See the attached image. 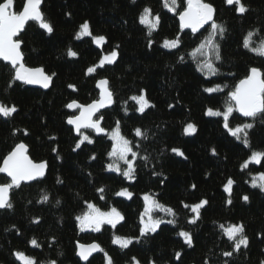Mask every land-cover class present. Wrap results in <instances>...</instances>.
Returning <instances> with one entry per match:
<instances>
[{
	"label": "trees",
	"instance_id": "16d2710c",
	"mask_svg": "<svg viewBox=\"0 0 264 264\" xmlns=\"http://www.w3.org/2000/svg\"><path fill=\"white\" fill-rule=\"evenodd\" d=\"M204 2L214 6L215 21L226 29L223 37L216 36L221 56L215 61L219 69L216 75L198 71L197 59L203 57L191 55L208 36L210 26L197 34L180 29L178 13L186 7V0H177L176 13L164 8L163 0H44L42 13L53 32L49 34L31 23L20 40L27 67L43 68L47 75L55 73L51 89L43 92L13 82L14 70L0 63V103L18 109L10 117L0 115V163L16 143L24 142L30 158L47 164L45 177L12 189L13 207L0 211V264H21L13 255L16 251L34 257L36 264L53 260L56 264H83L76 255L78 242L98 243L113 264H133V257L139 264H262L264 191L253 187L252 180L264 172V158L246 169L241 165L252 152H264V115L250 120L235 111L230 115V127L254 125L248 134L250 147H245L224 129L223 116L211 117L206 111L223 112L228 93L251 67L264 71V57L244 47L249 32L255 34L253 46L264 40V0H241L248 9L244 14H238V5H229L227 0ZM23 3L15 0V10H22ZM145 7L153 16H160L151 37L139 22ZM85 21L92 35L77 39ZM99 35L106 40L97 45L93 38ZM177 37V49L163 47L165 40ZM149 39L153 41L151 47ZM69 49L77 56L70 57ZM112 50L118 52L117 60L100 66L99 61ZM89 67L95 68L91 74L87 73ZM102 79L108 81L114 101L98 117L103 118L106 136L91 130L82 132L93 143L85 141L74 151L80 135L67 125V119L76 113L66 105L73 100L82 105L98 100L96 86ZM216 85L223 91H204ZM141 94L154 105L143 113L132 99ZM117 122L121 135L138 153L131 180L107 170L113 146L108 133ZM188 123L196 126V133H184ZM137 128L146 133V139L135 135ZM173 148L182 150L184 156L173 153ZM93 155L95 159H91ZM229 178L234 180L231 193L224 191ZM8 182L0 178V184ZM101 188L103 192L98 191ZM122 189L130 191L132 197L116 195ZM45 194L49 200L41 202ZM145 195L175 213L153 211L155 218L175 223H163L155 233L140 236ZM244 195L249 197L247 202L242 199ZM200 200L208 203L200 209L196 223H190L196 215L190 206ZM88 203L101 211L115 207L124 219L115 228L105 225L98 232L81 231L76 217L87 211ZM37 219L39 222H34ZM232 224H243L248 238V246H241L238 252L233 250L234 241L225 235ZM180 231L191 234L192 247L178 235ZM117 235L138 238V242L134 239L128 248H121L112 242ZM32 239L40 246H32ZM226 251L233 255L224 256ZM87 264H105L104 253Z\"/></svg>",
	"mask_w": 264,
	"mask_h": 264
},
{
	"label": "snow or ice",
	"instance_id": "6c2138e0",
	"mask_svg": "<svg viewBox=\"0 0 264 264\" xmlns=\"http://www.w3.org/2000/svg\"><path fill=\"white\" fill-rule=\"evenodd\" d=\"M42 0H24L22 10H15V0H0V60L10 64L11 68L14 70L12 81H22L25 84H39L43 88H49L52 77L55 75H47L43 68H30L26 67L24 63V54L21 51L22 41L16 37L25 29L26 24L29 21H35L39 23V27L51 34L53 32V27L50 23L46 22L43 13L41 12ZM229 5H238L236 11L238 14H244L248 9L245 7L241 0H227ZM163 7L169 12L176 13L178 7L177 0H163ZM216 9L210 3H205L204 0H186V7L183 11L178 13L180 29H191L193 33L198 32L200 29L204 28L205 25H210V31L207 37L198 45L191 55L195 58L199 56L203 57V60L197 59L199 65L198 71L216 75L219 69L215 66V61L221 59L219 51V43L216 41V36L219 35L223 37L226 31L222 24H218L214 19ZM139 22L145 25L148 29L147 35L151 37L154 30L157 29L160 23V16L156 14L153 16L152 10L149 7H145L139 16ZM89 22L85 21L80 25L79 31L76 38L79 39L83 36H91ZM255 34L249 32L244 40V47L249 51L255 53L260 57H264V40H261L257 45L253 46L252 37ZM16 38V39H14ZM94 42L97 45L105 42L106 37L103 35L95 36ZM153 41L148 40V47L152 46ZM180 46L179 37L171 40H165L163 47L166 49H177ZM119 46L117 45V48ZM68 55L70 57H76L77 53L69 49ZM118 58V52L112 50L110 54L105 55L100 61L99 65L103 66L106 63L112 64ZM183 60V57L180 58ZM95 71V68L89 67L87 73L91 74ZM108 81L102 79L98 82V87L101 89L100 98L88 105L79 104L77 101L73 100L68 103L66 107L68 109L79 108V115L71 116L67 119L69 125H73L77 134L80 135L79 141L75 144L74 151L80 149L81 145L86 141L87 143H93L92 139L88 135H84L81 129H91L97 134L105 133V129L101 126L102 117L98 119H93L94 115L102 108L109 106L113 103V93L107 87ZM69 88L75 89L74 85L69 84ZM224 87H227L225 85ZM207 93H213L217 91H223L220 85L215 87H208L204 89ZM132 99L136 101L139 105L138 111L143 113L146 108L154 107L150 101L146 98L145 94L138 96H133ZM172 107V106H170ZM18 111L15 105L7 106L0 103V115L3 117H10ZM238 112L243 117L255 119L258 115H264V71L258 67H251L249 73L235 85L234 90L228 93L225 110L223 112L219 110H213L208 108L206 115L211 117L223 116V127L227 132L234 137L237 141L243 143L245 147H250V142L248 140L249 130H251L254 125L252 123H244L237 125L236 127H230L229 117L233 112ZM184 133L191 135L196 133L197 128L194 124L188 123L183 129ZM27 130H24V135H27ZM110 139L113 141L112 150L108 153V156L112 158V162L107 165V170L114 171L122 174L129 180L134 178L135 172V160L138 157V153L133 150L132 143L121 135L119 130V122H117L116 128H114L110 133H108ZM135 135L137 137L147 138L146 133L141 129L137 128L135 130ZM54 139V137H50ZM56 151V149H53ZM28 145L24 142L16 143L12 149L2 158V163H0V173H4L10 178V182L0 184V209H11L13 207L10 202V191L14 188H19L22 182L35 181L38 178H42L45 175V170L47 167L46 162H35L30 158ZM172 152L184 156L182 150L178 148H173ZM212 154L215 155V149H212ZM131 155L132 159H129ZM186 158V157H185ZM264 158V152L254 151L251 156L246 160L241 168H247L248 164L251 162L260 163L261 159ZM91 159H95L93 155ZM147 159V157H143ZM122 164L126 167L122 169ZM61 183L62 181H57ZM234 180L229 178L224 185V191L231 193ZM253 187H259L261 191H264V172L258 174L252 180ZM193 189L196 187L192 185ZM99 192H103L104 189H98ZM116 195L131 198L132 193L127 189H122L117 192ZM101 199L103 197L101 196ZM146 202L145 212L141 216L139 229L140 236H145L149 233H155L157 229L163 223L174 224V220L165 221L162 217L155 218L152 215L153 211L164 212L169 215H175L170 207H165L160 204L157 200L149 195L143 197ZM242 199L247 202L249 197L244 195ZM49 196L47 194L43 195L41 202H47ZM229 204L232 201L229 199L227 201ZM57 204L60 203L59 200L56 201ZM208 203L207 200H200L199 202L190 206L192 213H195L189 222L196 223L199 219V212ZM185 208L189 205L185 204ZM87 211L82 215L77 216L76 220L79 222V227L81 231L85 229H92L93 231H100L102 225H111L113 228L120 223L124 217L115 207L111 208L109 211H101L100 208L96 207L93 203L87 204ZM145 216L147 217L145 219ZM34 222H39L37 219ZM224 226L221 225V228ZM245 229L243 224H232L225 229V235L230 241H234V251L238 252L241 246H248V238L244 235ZM179 236L183 237L184 242L192 247V236L187 231H180ZM138 238L133 237H121L114 236L113 243L119 245L121 248H128L129 245L133 243V240ZM31 245L34 247H39L36 239L30 241ZM95 252H103L105 258V264H113L112 258L107 252L98 244H82L77 243L76 255L82 261H88L89 257ZM17 260L21 261V264H36L34 257L27 256L22 251H16L13 253ZM224 256L231 257L233 252H224ZM181 253H176V258L180 259ZM133 264H139V261L135 257L132 258ZM50 264H56V261H51ZM264 264V261H262Z\"/></svg>",
	"mask_w": 264,
	"mask_h": 264
},
{
	"label": "water",
	"instance_id": "95a60500",
	"mask_svg": "<svg viewBox=\"0 0 264 264\" xmlns=\"http://www.w3.org/2000/svg\"><path fill=\"white\" fill-rule=\"evenodd\" d=\"M43 3H44V0H42V3H41V6H40V9H41V12H42V7H43ZM214 18H215V14H214ZM178 21H179V18H178ZM31 23H37V24H39L38 22H35V21H29L27 24H26V26H25V29L19 34V36L18 37H16V38H18V39H20V37H21V35H23V33L25 32V30L27 29V27H28V25L29 24H31ZM180 23V22H179ZM210 25H205L204 26V28H202V29H200L198 32H196L195 34H197V33H200L201 31H203L205 28H207V27H209ZM184 31H191V29H183ZM192 32V31H191ZM16 38H14V39H16ZM21 51H22V45H21ZM0 63H3V64H5V65H8V66H10V64H8V63H6V62H4V61H2V60H0ZM24 63H25V60H24ZM26 66V65H25ZM11 67V66H10ZM27 67V66H26ZM13 70V69H12ZM45 72V71H44ZM21 84H23L24 86H26L27 88H32V89H37V90H41V91H43V92H47V91H49L50 89H51V87H52V80H51V82H50V85H49V88H47V89H45V88H43L41 85H39V84H25V83H23L22 81H19ZM97 85H98V83H97ZM107 87H108V85H107ZM96 88H97V91H98V93H99V98H100V93H101V89L98 87V86H96ZM108 89H109V87H108ZM114 102V101H113ZM113 104V103H112ZM112 104L111 105H109V106H106V107H104V108H102V109H100L95 115H94V117H93V119H98V117L101 115V114H103L107 109H109L111 106H112ZM72 113H76V115H79V112H80V109L79 108H74V109H69ZM237 114L241 117V118H243V119H252V118H246V117H243L241 114H239L238 112H237ZM67 125H68V127L69 128H71L75 133H76V131H75V128H74V126L73 125H69L68 123H67ZM101 126H102V121H101ZM88 130H91V129H81V132H85V131H88ZM91 131H93V130H91ZM94 132V131H93ZM95 133V132H94ZM97 136H106V134L105 133H102V134H97V133H95ZM76 135H78L77 133H76ZM28 154H29V152H28ZM46 172H47V167H46V170H45V175H46ZM45 175L42 177V178H38L37 180H35V181H30V182H22V184H21V186L22 185H29V184H32V183H34V182H37V181H39V180H41V179H43L44 177H45ZM1 177H4V178H6V179H8L9 180V182H10V178H8L7 177V175L6 174H4V173H0V178ZM11 195V191H10V194H9V196ZM6 209V208H5ZM5 209H0V211H2V210H5ZM101 252H95V253H93L92 254V256L91 257H89V260L88 261H82V260H80V258L78 257V259L83 263V264H87L94 256H96V255H99Z\"/></svg>",
	"mask_w": 264,
	"mask_h": 264
},
{
	"label": "rangeland",
	"instance_id": "374dc122",
	"mask_svg": "<svg viewBox=\"0 0 264 264\" xmlns=\"http://www.w3.org/2000/svg\"><path fill=\"white\" fill-rule=\"evenodd\" d=\"M83 37H86V36H83ZM83 37H81V38H83ZM106 64H107V63H106ZM145 110H146V109H145ZM129 157H130V155H129ZM261 161H262V159H261ZM260 163H261V162H260ZM252 164H259V163L251 162V163L248 164V167H249L250 165H252ZM125 167H126V166L122 164V169L125 168ZM248 167H247V168H248ZM245 169H246V168H245ZM113 172H114V171H113ZM145 205H146V202H145ZM87 210H88V209H87ZM152 213H153V212H152ZM146 218H147V217L145 216V219H146ZM105 225H107V224H105ZM105 225H102L101 228H102L103 226H105ZM83 231H86V232H87V231H93V230H92V229H85V230H83Z\"/></svg>",
	"mask_w": 264,
	"mask_h": 264
}]
</instances>
